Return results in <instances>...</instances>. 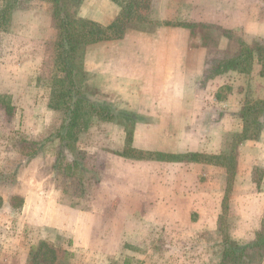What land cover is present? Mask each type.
Wrapping results in <instances>:
<instances>
[{
  "label": "rangeland",
  "instance_id": "obj_1",
  "mask_svg": "<svg viewBox=\"0 0 264 264\" xmlns=\"http://www.w3.org/2000/svg\"><path fill=\"white\" fill-rule=\"evenodd\" d=\"M13 1L9 22L0 26V264H264V248L254 245L224 259L228 245L240 246L258 233L264 236L260 64L255 60L247 73L229 70L234 84L218 93L231 95L234 102H109L87 84L92 75L83 71L82 93L110 105L116 117H91L66 159L56 161L59 141H44L63 118L61 110L48 106L53 79L59 74L54 65L57 29L52 3ZM124 2L73 0L72 10L109 24ZM147 2L148 21L130 20L124 36L152 38L164 22L181 23L168 27L181 30L174 36L184 40L180 49L188 77L198 67V86L203 88L206 73L218 58L231 57L239 41L254 47L264 39V0ZM3 5L0 0V9ZM202 24L210 25L209 31ZM88 45L77 57L82 70ZM151 49L149 40L139 41L140 51ZM246 105H257L258 112L248 114L243 133L239 112ZM125 110L138 114L133 126L122 118ZM189 150L212 157L172 159L173 152ZM34 151L35 155L47 151L43 158L52 156L59 169L53 168L45 179L35 167L24 170ZM122 152L153 155L138 159ZM73 158L85 170L75 168ZM66 161L74 172L65 170ZM43 186L51 188L60 204L94 214L87 242L83 236L87 228H77L83 221L79 215L73 231L24 221L28 214H41V219L61 216L39 203L37 193Z\"/></svg>",
  "mask_w": 264,
  "mask_h": 264
},
{
  "label": "crops",
  "instance_id": "obj_2",
  "mask_svg": "<svg viewBox=\"0 0 264 264\" xmlns=\"http://www.w3.org/2000/svg\"><path fill=\"white\" fill-rule=\"evenodd\" d=\"M84 17L91 19L87 15ZM93 21L108 24L100 19ZM168 26L173 25L157 28L152 38L129 33L122 38L88 45L82 58V67L84 73L92 75L93 80L91 82L88 78L87 84L92 83L97 92L105 94L109 102H234L231 95L222 96L221 99L216 97L218 89L234 84L228 78L231 73L228 69L208 79L204 88L198 86V75H200L198 67H194L191 70L192 76L188 77L185 54L180 49L184 45V40L181 42L174 36L181 30ZM141 40H149L153 49L140 51ZM57 141L58 139L53 142ZM186 152L203 153L202 150L183 151ZM46 153L47 151H42L29 159L24 170L35 167L42 179L48 178L47 176L53 171L54 158L52 156L43 158ZM199 179L202 180L200 176ZM37 194L40 197V204L50 205V211H56V214L60 213L61 216L52 214L47 219V216L42 215L43 220L39 218L41 214L39 217L38 214L32 217L28 214L24 220L26 223L73 231V224L76 223V216L79 215L83 221L77 225V228H87V233L83 236L84 240L88 241L91 234V220L94 218L91 211H79L60 204L50 187L43 186ZM23 200L27 204L28 195L24 196Z\"/></svg>",
  "mask_w": 264,
  "mask_h": 264
},
{
  "label": "trees",
  "instance_id": "obj_3",
  "mask_svg": "<svg viewBox=\"0 0 264 264\" xmlns=\"http://www.w3.org/2000/svg\"><path fill=\"white\" fill-rule=\"evenodd\" d=\"M3 2L4 5L0 9V26L4 22H9L11 9L15 5L13 0H3ZM72 2L73 0H51L54 26L57 29L54 44V65L59 74L53 79L48 106L52 109L61 110L63 118L58 130L50 134L44 141L58 139L60 149L59 158L57 157L56 161L60 162L66 159L67 152L73 150L74 142L78 139V133L87 128L91 117L97 116L105 120H111L116 117L112 115L110 105L93 102L82 93L83 70L79 65L78 55L90 43L123 37L126 24L130 20L148 21L147 11L149 3L147 0H125L118 15L106 26H102L91 19L75 15L74 10H72ZM164 25L181 26L182 24L166 21ZM202 26L207 30L210 28V25L202 24ZM255 60L261 66L260 74H264V39L257 42L254 47L239 41L238 49L235 53L226 59L218 58L212 70L206 73L204 78L209 79L227 69L239 73H247L252 69ZM224 87L230 88L229 86ZM216 97L221 99L222 95L217 91ZM255 111L258 112L257 105H246L239 112V116L244 122L243 133L247 131L248 114H252ZM137 115L136 112L126 111L122 118L128 120L129 124L133 126L137 121ZM130 138L131 131L127 130L126 139L130 140ZM130 151L139 152L132 148ZM35 153L34 151L30 157H33ZM143 154L141 155V152L137 155H127V152L121 153L122 156L138 159H147L153 155L151 152ZM161 155L164 156V154ZM171 156H173L172 159L187 158L194 161H205L212 157L200 152L176 153ZM71 164L77 169L85 170L81 162L75 158L71 160ZM68 165L69 162L66 161L64 164L65 170H73L74 172V169L69 168ZM53 168L59 169L57 162L54 163ZM259 234H256L252 241L251 239L246 240L240 246L234 243L228 245L224 250V259H229V256L235 251H244L249 245L264 248V236Z\"/></svg>",
  "mask_w": 264,
  "mask_h": 264
}]
</instances>
